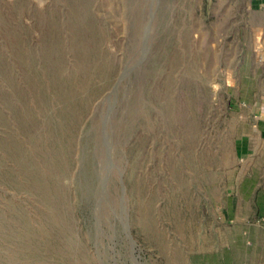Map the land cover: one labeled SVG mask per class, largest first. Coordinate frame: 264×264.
Returning a JSON list of instances; mask_svg holds the SVG:
<instances>
[{"label":"rangeland","instance_id":"374dc122","mask_svg":"<svg viewBox=\"0 0 264 264\" xmlns=\"http://www.w3.org/2000/svg\"><path fill=\"white\" fill-rule=\"evenodd\" d=\"M263 30L264 0H0V264H264Z\"/></svg>","mask_w":264,"mask_h":264},{"label":"crops","instance_id":"0c3cea01","mask_svg":"<svg viewBox=\"0 0 264 264\" xmlns=\"http://www.w3.org/2000/svg\"><path fill=\"white\" fill-rule=\"evenodd\" d=\"M264 31V30H263ZM263 46H264V43L262 44V47L261 48H263ZM258 106V105H257ZM258 109H261L262 111H264V102H263V107H261V105H259L258 106ZM262 111L260 112V113H262ZM258 112V111H257ZM262 127H261V134L263 135V137H264V125H261Z\"/></svg>","mask_w":264,"mask_h":264}]
</instances>
